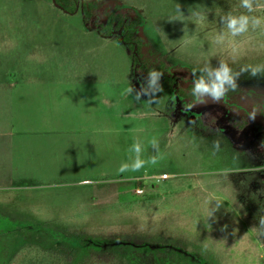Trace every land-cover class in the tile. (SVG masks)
<instances>
[{"label": "rangeland", "instance_id": "1", "mask_svg": "<svg viewBox=\"0 0 264 264\" xmlns=\"http://www.w3.org/2000/svg\"><path fill=\"white\" fill-rule=\"evenodd\" d=\"M89 1L102 10L108 2ZM144 1L145 13L156 12L155 26L136 33L144 63L180 62L195 82L209 84L227 64L237 86L225 84L220 101L202 94L192 107L167 95L156 130L154 116L108 118L92 129L90 105L63 95L59 106L55 89L28 86L76 77L66 58L56 62L64 72L45 57L38 66L33 52L43 34L12 22L30 7L0 1V264H264V235L256 230L264 228V153L246 145L252 130L264 147V0L251 13L240 0ZM35 3L34 16L46 13ZM229 14L248 15V32L232 36ZM253 17L261 18L255 28ZM117 63L120 75L124 63ZM246 66L260 71L252 77L251 67L241 71ZM215 102L226 116L203 129L199 119ZM233 114L251 121L237 138ZM140 123L148 130L139 133ZM121 132L124 146L114 137ZM137 159L145 161L139 170H119Z\"/></svg>", "mask_w": 264, "mask_h": 264}, {"label": "crops", "instance_id": "2", "mask_svg": "<svg viewBox=\"0 0 264 264\" xmlns=\"http://www.w3.org/2000/svg\"><path fill=\"white\" fill-rule=\"evenodd\" d=\"M107 1L135 9L143 17V24L152 26L156 24L154 18L156 12L153 14L145 13L144 6L140 3L141 0ZM147 1L150 0H146L144 3ZM12 2L16 9L18 7L23 8L25 5L30 7L28 10L22 11L21 14L19 13L18 16H14L12 22L23 25L27 23L28 30L29 28L35 29V35L43 34L41 38L42 47H37L40 48L39 53L33 52L35 59L38 61V66L42 63V57H45L46 59L43 62L51 61L50 64L53 66V70L57 68L64 72L66 69L57 65L56 62L66 58L65 60L71 63L69 65L70 69L76 77L71 81H30L28 86L40 88V85H42L44 89H55L57 99H59L56 104L59 106L63 95L74 100L77 104L90 105L93 118L90 125L92 129H98L101 121H107L110 124L109 119L115 121L119 118L134 117L133 119L136 120L147 121L148 117L151 116H154L156 121L160 122L159 128L155 126L153 130L163 129V121L165 120L164 98L167 95L161 91L144 92L143 81L135 80L133 78L135 76L131 73L132 62L127 48L120 44L115 37L102 38L94 31L85 30L78 14L68 15L62 13L53 5L51 0H12ZM35 2L44 4L46 13L43 12L42 14L40 12L34 16V7L37 6L34 5ZM24 14H27V16H24ZM68 35L76 42L70 43ZM162 47L164 48L163 45ZM104 58L110 59L111 62ZM120 60L124 63V69L122 74L119 75L115 63L118 64L117 62ZM103 61L108 63H103ZM129 87L132 88L131 94L128 92ZM76 89H79L80 92L76 93ZM101 89L103 90L101 91ZM138 93L140 94L139 99H136ZM75 94L78 95L75 96ZM150 99L153 101L152 103L147 102ZM62 109L58 107V111ZM143 130H148L146 123H140L137 127L139 133ZM123 132L117 133L114 137H119L118 144L124 146L127 143L123 138L126 132ZM85 181L89 180L84 179L81 182Z\"/></svg>", "mask_w": 264, "mask_h": 264}, {"label": "trees", "instance_id": "3", "mask_svg": "<svg viewBox=\"0 0 264 264\" xmlns=\"http://www.w3.org/2000/svg\"><path fill=\"white\" fill-rule=\"evenodd\" d=\"M51 1L64 14H78L85 30L94 31L102 38L115 37L120 44L125 46L132 62L131 73L143 81L144 89H148L145 93L153 92L149 88L150 77L148 72L155 69L163 73V76L157 81L163 87L162 92L166 95L174 94L179 100L193 104L194 97L192 90L196 82L195 73L192 68L180 62H169L161 58L156 59V66H149L140 59L139 49L141 41L136 33L143 25L144 19L135 9L115 2H107L102 10L89 0ZM199 97L201 98L202 95ZM207 97H210V94H207ZM233 115V121L236 119L235 117L240 119L231 125V128L235 131L233 138H237L240 132L251 129L249 128L251 121L246 114L241 116ZM225 116V111L221 107V104L215 102L203 112L199 119V125L206 130L216 129L218 122L224 119ZM246 145L251 147L250 153L253 151V153L263 155L264 147L259 140L255 139L252 130ZM233 146L237 151L241 150L239 145L235 144ZM183 248L185 250L191 249L188 246H184Z\"/></svg>", "mask_w": 264, "mask_h": 264}, {"label": "clouds", "instance_id": "4", "mask_svg": "<svg viewBox=\"0 0 264 264\" xmlns=\"http://www.w3.org/2000/svg\"><path fill=\"white\" fill-rule=\"evenodd\" d=\"M257 0H240L241 7L246 9L249 13L254 11V8L256 6ZM179 10V5L177 6V12ZM226 27L228 31L231 33L232 36H240L249 30V24H250V17L246 14H241L239 16H233L231 14L228 15ZM252 26L255 28L261 24V18L259 17H253L251 18ZM251 66H246L241 69V71H248V68ZM260 71V67H251L250 75L252 77H256L257 73ZM148 75L150 77L149 80V88L152 89V91H163V87L157 83V81L160 79V77L163 76V73L153 69L148 72ZM236 75H239V73H236ZM225 84L230 85L231 90H235L237 88L233 76L231 75V69L227 66V64H222L221 68L216 71L215 80L209 84L207 83L204 78H201L199 81L195 83V86L192 90V95L194 97L193 104H190L189 107H192L196 103L199 102V96L202 94H210L215 101H220L221 98H223L228 91V89L225 88ZM148 89H144V92H147ZM129 94L132 92V88L129 87L128 89ZM139 93L137 94L136 99H139ZM148 103H152L153 101L150 99L147 101ZM259 112L258 109H253L252 112L249 114L250 119H255L256 114ZM153 144L157 143L155 139L152 141ZM136 151L139 152V145H136ZM155 157H153V162L155 161ZM145 164V161L142 159H137L135 163L129 167L127 165H121L120 171H126V170H139L142 168ZM261 224L264 225V218L261 219ZM258 235H264V228H256Z\"/></svg>", "mask_w": 264, "mask_h": 264}, {"label": "built area", "instance_id": "5", "mask_svg": "<svg viewBox=\"0 0 264 264\" xmlns=\"http://www.w3.org/2000/svg\"><path fill=\"white\" fill-rule=\"evenodd\" d=\"M159 178L162 179V180L166 179L167 175L166 174H161V175H159ZM135 193L138 194V195H141V194H143V190L141 188H137L135 190Z\"/></svg>", "mask_w": 264, "mask_h": 264}]
</instances>
